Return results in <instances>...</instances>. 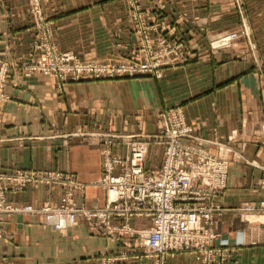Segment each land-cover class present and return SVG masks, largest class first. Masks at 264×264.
I'll use <instances>...</instances> for the list:
<instances>
[{
	"label": "crops",
	"instance_id": "1",
	"mask_svg": "<svg viewBox=\"0 0 264 264\" xmlns=\"http://www.w3.org/2000/svg\"><path fill=\"white\" fill-rule=\"evenodd\" d=\"M27 0H0V57L11 52L24 58L34 34ZM142 0L152 10L168 37L186 41L188 62L169 69L163 78L62 83L33 75L7 84L13 98L0 113V170L35 168L68 172L85 184L79 199L87 208L106 204V192L95 186L102 160L94 138L67 137L70 132L122 131L150 133L157 129L155 115L169 106H182L199 136L213 130L235 132L244 143L243 158L230 166L227 187L220 198L225 211L215 216L220 240L238 245L237 264H264V214L240 215L231 209L243 202L264 199V135L253 129L264 122V0ZM53 22L54 42L60 50L81 59L128 56L134 38L120 0H43ZM242 18L258 48L248 51L244 38L229 49L212 54L206 37L196 31H238ZM195 19V20H194ZM128 121L124 126L123 121ZM126 123V122H125ZM66 136V137H65ZM156 164L159 152L150 148ZM155 158V160H152ZM57 187L29 186L11 196L18 204L37 206L56 202ZM117 223L118 220H115ZM149 220L135 217L130 227ZM0 264H96L97 257L114 248L111 237L82 222L66 234L40 225L27 215L0 217ZM123 264H145L130 258ZM168 264H197L193 252L169 256Z\"/></svg>",
	"mask_w": 264,
	"mask_h": 264
},
{
	"label": "rangeland",
	"instance_id": "2",
	"mask_svg": "<svg viewBox=\"0 0 264 264\" xmlns=\"http://www.w3.org/2000/svg\"><path fill=\"white\" fill-rule=\"evenodd\" d=\"M123 4L125 16L134 38L132 52L128 56H110L107 58L81 59L71 51L60 50L54 42L53 22L56 15L48 14L43 0H27L28 13L31 20V31L34 34L29 43L27 55L17 58L11 52L0 57V113L4 106L13 98L7 91V84L11 77L14 82L22 78L39 74L56 80L58 86L62 83L95 82L101 80H126L147 77L159 80L169 69L181 67L189 60L186 41L182 37H168L159 24L151 19L152 10L143 6L142 0H120ZM239 14L242 4L235 0ZM34 4H39L37 11ZM242 16V15H241ZM195 20V19H194ZM196 31H201L206 37V47L212 54L229 49L238 39L244 38L248 51L252 53L258 48V42L251 38L249 29L242 18V28L238 31L206 30L204 24L197 23ZM230 35L231 40L220 44L219 38ZM56 55L59 59L70 58L69 70L61 67L53 68L50 60ZM157 129L150 133L122 131L85 132L76 130L67 137L94 138L99 146L102 160L100 176L92 183L106 192V204L100 208H87L79 199L85 192V184L78 181L75 175L63 171L40 170L35 168H9L0 170V176L18 172L35 173L38 183H25L19 189L8 190L7 181H0L6 189L5 202L0 199V217L4 215H27L40 220V225L48 230L66 234L80 223H86L100 234L112 238L114 248L104 251L96 258V264H123L130 258L142 260L145 264H168L171 255L182 252H193L197 264H237L236 253L238 245H230L220 240L215 216L225 211L220 198L228 181V174L232 163L243 158L245 144H237L235 132L221 135L215 129L208 136L195 133L184 114L182 106H169L161 109L155 115ZM126 122V123H125ZM127 126L128 121H123ZM256 135H264V122L253 129ZM65 136V137H66ZM109 140L112 143H109ZM134 145L143 152L139 162L142 174L134 177L132 174L131 158L124 165H114L112 173L117 176L129 175L132 181L129 194L111 198L104 188L102 177L105 174L104 150L110 147L113 155L131 157ZM177 147L184 158L183 164L176 167L175 160L169 167L168 150ZM151 147L159 152L156 164L148 158ZM152 160H155L153 158ZM200 169L187 183L179 175L180 170L191 173L194 167ZM37 173L40 175L37 176ZM52 176L67 178L55 182H47ZM164 176V183L158 186L148 182L154 178ZM101 180V181H100ZM29 183V184H28ZM73 184V185H72ZM29 186L57 187L60 190L56 202L44 201L37 206L31 204L18 205L11 200V196L18 194ZM70 186L72 192L69 191ZM22 188V189H21ZM21 189V190H20ZM261 202H243L238 208L231 209L238 214H264L260 209ZM49 205L53 210H76L73 223L58 224L49 218L43 209L25 212L24 208L32 206L40 209ZM181 211L177 218L176 212ZM92 215H88V214ZM103 214V215H100ZM196 220L190 224V215ZM64 213L63 216H65ZM135 217L149 220L145 227L132 228L130 221ZM115 220H118L116 223ZM188 231L185 232L184 229ZM5 242L9 236L0 235ZM159 239V244L155 241Z\"/></svg>",
	"mask_w": 264,
	"mask_h": 264
},
{
	"label": "built area",
	"instance_id": "3",
	"mask_svg": "<svg viewBox=\"0 0 264 264\" xmlns=\"http://www.w3.org/2000/svg\"><path fill=\"white\" fill-rule=\"evenodd\" d=\"M33 1H37V0H33ZM34 7L36 8V10L38 11L39 9V4H34ZM231 40V36L230 35H223L219 38V42L220 44H226L227 42H229ZM53 60H50V62L53 64V68H58L61 67L65 70H69L70 69V64H71V60L70 58L66 57V58H62L59 59L58 56L53 55L52 56ZM109 143H112L111 140H109ZM113 148L111 149L110 147H107L104 150V167H105V174L104 176L101 178L102 179V184L104 186V188L108 191V193L110 194L111 198H115V197H121L124 194H129V191L131 189V178L129 175H121V176H115L112 171L114 168V165H124V163L129 160L131 158V164H132V174L134 175V177H139L140 174H142V169L141 166L139 164V162L141 161L142 157H143V152L142 150L138 147V145H134L132 148V155L131 157H126L124 160L121 157L115 156L112 153ZM168 158H169V167L172 163L173 160H175L176 162V167L179 168L180 165L183 164V160L184 158L182 157V153L181 151L175 147L172 146L170 147V149L168 150ZM115 165V166H117ZM198 171H200V169H198L196 166L193 168V171L191 173H186L183 170H180L179 175L182 176V178L185 179V181L187 183H190L191 181V177L198 173ZM40 175V173H37V176ZM5 177V179H1L3 182L7 181V191L8 190H16L19 189L22 185H24L25 183L29 182V183H38V181L35 179V173H24V172H18V173H14V174H8L5 176H0V178ZM60 179L62 180H70L67 178H60L59 176H52L49 179H44L47 182H55V181H59ZM164 176H160L158 178H154L153 180H151L150 182H148V187L151 186L152 183H155L158 186H162V184L164 183ZM101 181V180H100ZM28 183V184H29ZM73 185V184H72ZM72 187L75 186H70L69 191L67 189V192H72ZM22 189V188H21ZM20 189V190H21ZM6 189L4 188V185L2 184V182L0 181V199L5 202V197H6ZM44 212H47L49 215V218L52 220H56L58 222V224H62V222H65V220L63 219L64 217H66V221L68 223H73L74 222V218H75V213L76 210L73 208H70L69 211H59V210H53L52 208H50L49 205H44L42 208L40 209H33L32 206H27L24 208L25 212H32V211H39L42 210ZM260 209L264 210V202H261L260 204ZM64 213H66L65 216ZM176 216L177 218L181 217V211L176 212ZM88 215H92V213L88 214ZM103 215V214H100ZM196 220V217L194 214L190 215V224H193ZM185 232L188 231L187 228L184 229ZM155 244L158 245L159 244V239H156Z\"/></svg>",
	"mask_w": 264,
	"mask_h": 264
}]
</instances>
